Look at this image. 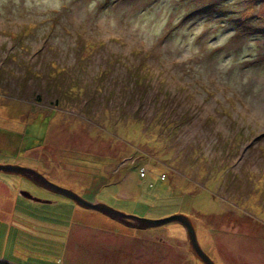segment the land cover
<instances>
[{"label": "rangeland", "instance_id": "374dc122", "mask_svg": "<svg viewBox=\"0 0 264 264\" xmlns=\"http://www.w3.org/2000/svg\"><path fill=\"white\" fill-rule=\"evenodd\" d=\"M0 164L264 264V0H0ZM0 264L202 263L0 173Z\"/></svg>", "mask_w": 264, "mask_h": 264}, {"label": "water", "instance_id": "95a60500", "mask_svg": "<svg viewBox=\"0 0 264 264\" xmlns=\"http://www.w3.org/2000/svg\"><path fill=\"white\" fill-rule=\"evenodd\" d=\"M0 173L18 175L22 178L29 180L30 182L42 189H45L55 194L62 195L72 200L75 204L82 208L100 212L101 214L109 217L110 219L128 227L136 229H147L162 226L171 222H176L184 229L186 240L190 246L191 252L194 257L197 258L202 264H215V262L199 244L197 234L191 219L184 214H172L170 216L158 219H146L144 217L133 214H125L104 203H100L94 200H88L84 196L75 193L71 189H67L54 184L53 182L48 180L43 174L30 167L21 166L17 164H0Z\"/></svg>", "mask_w": 264, "mask_h": 264}, {"label": "crops", "instance_id": "0c3cea01", "mask_svg": "<svg viewBox=\"0 0 264 264\" xmlns=\"http://www.w3.org/2000/svg\"><path fill=\"white\" fill-rule=\"evenodd\" d=\"M89 173H91V172H89ZM91 174H92V173H91ZM93 179L99 180V179H97V176H96V175H95V177L92 178V183H94V182L96 181V180L94 181ZM93 181H94V182H93ZM103 185H104V184H100V186L97 188L96 191H97V192L100 191V190L102 189ZM95 194H96V193H95ZM94 197H95V195H94ZM94 197H93V198H94ZM137 206H138V207H136V211H135V212H139V213H141V211H142V212H145L146 209H147V207H145V206H141L140 204L137 205ZM135 212H134V213H135Z\"/></svg>", "mask_w": 264, "mask_h": 264}, {"label": "trees", "instance_id": "16d2710c", "mask_svg": "<svg viewBox=\"0 0 264 264\" xmlns=\"http://www.w3.org/2000/svg\"><path fill=\"white\" fill-rule=\"evenodd\" d=\"M134 75H138V73H136V74H134ZM144 175H145V178H146V173H145V171H144ZM160 179H164V177L161 175V177H160ZM198 260V259H197ZM199 261V260H198Z\"/></svg>", "mask_w": 264, "mask_h": 264}]
</instances>
